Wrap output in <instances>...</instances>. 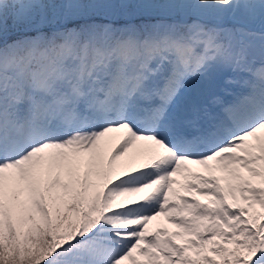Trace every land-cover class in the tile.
<instances>
[{"label": "snow or ice", "instance_id": "6c2138e0", "mask_svg": "<svg viewBox=\"0 0 264 264\" xmlns=\"http://www.w3.org/2000/svg\"><path fill=\"white\" fill-rule=\"evenodd\" d=\"M257 21L264 0H0V264H264Z\"/></svg>", "mask_w": 264, "mask_h": 264}, {"label": "rangeland", "instance_id": "374dc122", "mask_svg": "<svg viewBox=\"0 0 264 264\" xmlns=\"http://www.w3.org/2000/svg\"><path fill=\"white\" fill-rule=\"evenodd\" d=\"M113 135L116 137V140L113 141V146H114L115 143L118 142V139H119L120 134H119V133H116V134H113ZM121 159H122V160H123V159H127V156H125V157H121ZM192 169L195 170L196 172H199V171H200V169H199L197 166L192 167ZM178 179H180V178L178 177ZM182 182H183V181H182ZM174 187L179 188V186H174ZM189 198H191V197L189 196ZM200 199H201L202 201H204V198H203V197H200ZM257 208H258V207H257ZM257 210H258V209H257ZM149 227H150V230H153L154 227H164V228H168V229H170V230L173 229V226H172L171 224H169V223L166 221V219H165L164 217H162L160 220L157 219V220L153 221V222L150 224Z\"/></svg>", "mask_w": 264, "mask_h": 264}, {"label": "bare ground", "instance_id": "6f19581e", "mask_svg": "<svg viewBox=\"0 0 264 264\" xmlns=\"http://www.w3.org/2000/svg\"><path fill=\"white\" fill-rule=\"evenodd\" d=\"M191 167H194V166H191ZM198 168H199V167H198ZM199 169H200V168H199ZM161 218H162V217H160V218H157V219H159V220H160Z\"/></svg>", "mask_w": 264, "mask_h": 264}]
</instances>
